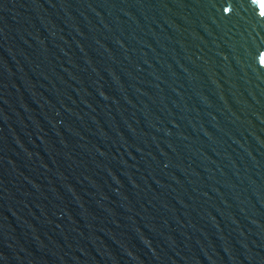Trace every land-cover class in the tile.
Instances as JSON below:
<instances>
[{
    "label": "water",
    "instance_id": "1",
    "mask_svg": "<svg viewBox=\"0 0 264 264\" xmlns=\"http://www.w3.org/2000/svg\"><path fill=\"white\" fill-rule=\"evenodd\" d=\"M259 0H0V264H264Z\"/></svg>",
    "mask_w": 264,
    "mask_h": 264
},
{
    "label": "snow or ice",
    "instance_id": "2",
    "mask_svg": "<svg viewBox=\"0 0 264 264\" xmlns=\"http://www.w3.org/2000/svg\"><path fill=\"white\" fill-rule=\"evenodd\" d=\"M260 14L264 15V0H259Z\"/></svg>",
    "mask_w": 264,
    "mask_h": 264
}]
</instances>
